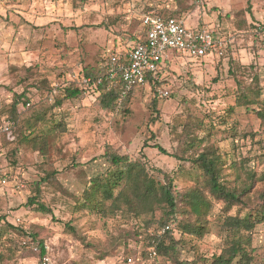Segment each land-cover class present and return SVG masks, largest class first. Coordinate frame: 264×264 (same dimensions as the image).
Returning a JSON list of instances; mask_svg holds the SVG:
<instances>
[{
    "label": "rangeland",
    "instance_id": "374dc122",
    "mask_svg": "<svg viewBox=\"0 0 264 264\" xmlns=\"http://www.w3.org/2000/svg\"><path fill=\"white\" fill-rule=\"evenodd\" d=\"M147 12L175 16L187 27L212 28L216 49L200 58L169 55L160 73L157 112L148 86L135 89L123 111L103 110L95 94L86 92L54 107L64 87H86L81 77L87 70L97 71L103 58L116 53L111 51L124 52L143 35L141 17ZM255 76L264 100V0H0V121L21 95L13 138L0 136V216L24 231L0 239V264H45L43 256L46 264H121L118 253L138 245L132 220L75 206L87 181L109 168L102 156L106 145L141 160L158 179L157 169L169 174L178 193L192 187L197 175L189 157L208 144L227 160V185L239 184L236 164L241 180L249 172L258 179L264 172V123L257 105L236 104L240 87L254 84ZM38 114H45L42 129L50 119L64 124L50 138L45 157L22 141ZM145 140L168 154L142 148ZM191 141L196 145L190 148ZM51 169L55 175L41 189L52 212L35 211L27 202L33 182ZM263 188L264 182L255 180L249 193ZM235 212L233 207L228 213ZM224 213L223 203L215 201L201 236L173 232L180 259L207 264L220 252ZM252 247V264H264V222L253 230ZM152 264L172 263L158 257Z\"/></svg>",
    "mask_w": 264,
    "mask_h": 264
},
{
    "label": "trees",
    "instance_id": "16d2710c",
    "mask_svg": "<svg viewBox=\"0 0 264 264\" xmlns=\"http://www.w3.org/2000/svg\"><path fill=\"white\" fill-rule=\"evenodd\" d=\"M144 36L145 31L143 30V35L138 40ZM116 51L113 50L109 54ZM167 62H169L168 58L164 59L162 68ZM101 72V67L94 72L87 70L81 79L90 77L94 82ZM162 82L163 80H154L150 76L146 80L145 86L150 87L153 92L150 102L153 112H157V92H159ZM134 90L122 94L120 89L107 88L105 84L91 83L88 87L70 84L64 87L63 95L56 100L54 107L60 106L65 99L80 98L86 92L95 94L103 110L123 111ZM20 96L12 100L8 110L9 115L3 118L0 123L5 120L16 122L17 104ZM24 103L26 107L30 106L29 101ZM236 104L257 105L254 110L264 123V100L261 98V88L256 76L254 84L246 88L240 87L236 95ZM44 118L45 114L35 116L28 125L27 131L22 135V141L29 143L33 150L40 152L45 157L50 138L56 131L63 130L64 124L60 120L52 121L50 119L43 123L47 125L42 129L39 122L44 121ZM199 142L202 143V140L199 139ZM195 145V141H191L189 147ZM147 146H152L163 154H168L166 149L159 144L148 145L147 140L143 141L142 148ZM102 156L109 168L104 173L97 174L87 181L75 206L80 209L85 208L101 217L108 218L119 215L135 222L136 230L132 234L138 245L133 247L128 245L125 250L122 249V252L118 253L119 262H124L128 255L133 254L135 256L134 264H141L140 257L147 258V249L153 246L158 257H162L172 264H197L198 259H180L178 240L173 237V232L177 230L180 233L201 236L206 230L205 224L213 202L220 201L223 203L225 212L220 225V229L225 234V241L220 252L212 255L207 264H232L235 260L236 264H252L253 230L257 224L264 222V188L256 195H251L249 192L255 180L264 182V172L259 175L258 179L254 173L249 172L246 179L241 180V165L236 164L233 166V170L239 184L229 186L223 180V171L227 167V160L224 155L218 153L214 145L208 144L189 157V162L196 168L197 175L192 187L183 193H178L175 191L173 179L169 174L157 169L159 173H162V179H158L151 174L144 162L118 153L111 145L105 146ZM175 157L180 159V157ZM54 175L55 170H46L43 177L33 182L32 193L27 201L33 210L43 213L52 212L43 201L41 185L53 178ZM233 207H236V212L228 213ZM244 209L247 211L241 215V211ZM156 212L159 213L157 217ZM180 215H183V218H179ZM65 227L76 234L73 225L66 223ZM165 227L167 228L163 230ZM8 232L23 233L24 231L17 225L6 222L5 216L1 215L0 239ZM44 253L45 247L41 243L39 255L43 256ZM2 258L3 256L0 254V260Z\"/></svg>",
    "mask_w": 264,
    "mask_h": 264
},
{
    "label": "built area",
    "instance_id": "2783aa9c",
    "mask_svg": "<svg viewBox=\"0 0 264 264\" xmlns=\"http://www.w3.org/2000/svg\"><path fill=\"white\" fill-rule=\"evenodd\" d=\"M141 23L145 36L124 52L116 51L115 54L107 56L101 64L102 72L94 82L90 77L81 79L86 87L91 83L105 84L107 88H118L122 94H127L133 89L145 86L148 76L154 80L161 79L163 61L171 52H185L191 57L200 58L216 49L217 39L213 37L212 28L187 27L183 19L153 12L144 13ZM163 94L168 95V91H163ZM13 125L12 121L1 122L0 136L12 139ZM2 182L5 183V179ZM27 242L34 246L31 238L27 237ZM42 259L45 264L49 262L46 256ZM157 259L158 254L153 246L147 249V258L140 257L141 264H152ZM134 263L133 254L128 255L125 261L121 262V264Z\"/></svg>",
    "mask_w": 264,
    "mask_h": 264
}]
</instances>
